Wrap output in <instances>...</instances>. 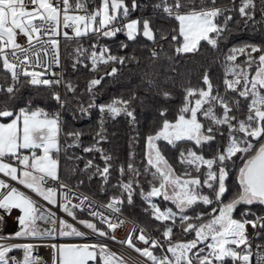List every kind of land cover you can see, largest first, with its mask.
Masks as SVG:
<instances>
[{
  "label": "snow or ice",
  "instance_id": "6c2138e0",
  "mask_svg": "<svg viewBox=\"0 0 264 264\" xmlns=\"http://www.w3.org/2000/svg\"><path fill=\"white\" fill-rule=\"evenodd\" d=\"M211 6L205 5V0H200L198 7L195 0H161L163 13L174 18L179 23L178 35L172 36L176 43L175 52L178 55L193 54L199 51L201 42H206L212 48L219 47L222 34L228 30V23L232 16L225 15L232 10L217 7L216 0H210ZM29 5L31 7L29 8ZM132 9L138 7L136 0H132ZM253 0H242L239 14L245 22L254 21V13L248 11L254 9ZM182 9H188L182 11ZM83 14H80V13ZM127 18L129 7L125 0H100L98 8L88 10L87 0H0V63L3 70L10 74L13 84L6 89L10 100L16 99L17 89L15 85L23 78L26 83L34 87L53 88L64 84L68 92L74 93L72 84L65 83L62 74L51 73L53 79L47 78L52 65L60 66L59 39L61 29L65 39L81 38L92 34L97 40L113 38L117 33L124 32L129 41L135 40L141 34V21L133 19L120 26H116L120 16ZM223 17V24L219 19ZM66 29L72 30V35ZM26 37V46L17 42V35ZM142 35L148 40H155V34L150 21H142ZM182 37V42L180 41ZM166 39V37H162ZM126 47V45H121ZM97 49H99L97 51ZM250 50V51H249ZM78 55L83 56L87 49L77 48ZM260 53L258 57L252 54ZM238 54H246L248 69L256 65L254 75H249L247 69L241 68L235 63ZM152 57H157L155 50ZM92 70L95 71L99 64L119 62L123 64L124 57L112 55L110 49L98 44L92 45L91 54ZM77 60L73 64L76 69ZM225 92L238 93L239 98L248 101L247 113L244 118H239L236 112L240 111V99L229 100L221 95L218 89H214L209 74L205 71L202 77L204 87H188L185 91L184 103L174 121L165 119L161 128L146 138L148 151L145 154L146 164L144 174L152 177L151 188L145 192L140 186V169L131 162L127 165V171L133 178L121 182V196L110 198L103 206H97L87 196L81 197L74 191L73 187L61 181L59 175V160L57 158L61 147L59 134L61 131V120L59 113L50 114L43 108L31 107V101L18 111L10 110L7 106L0 108V118H7L10 122H0V210L11 214V210L18 209L20 215L16 218L19 230L9 236H0V264H35L32 256L34 247L31 243L7 244L4 241L15 238L54 236L57 234L56 214L47 207H43L33 197L9 181L40 197L48 205L59 207L64 213L74 220L77 219L76 210L87 209L88 215L93 219H79L78 223L83 225L92 233L100 237H110V233L121 227L124 220L113 219L111 215L101 211L100 208L110 213H121L123 196L126 194L128 204H132L136 188H140L141 198L148 204L145 211L151 212L153 219L161 223L171 222L165 226L162 239L151 238L141 228L139 235L129 233L128 239L120 241L128 247L133 248L141 256L145 257L151 264H224L227 258L233 264H249V258L254 254L251 241L247 233V226L254 230L264 229V216H255L250 208L259 204L264 206V48L258 45H245L234 47L225 57ZM113 67L106 75L113 76L117 73ZM228 77H232L229 79ZM101 79H92L88 85V91L101 83ZM152 84V81H149ZM242 85V88L239 87ZM167 98L170 94L164 92ZM51 96L61 107L68 103L62 100L59 92L53 91ZM198 97V98H197ZM130 101L123 99L113 100L107 105H100L99 111L109 114L112 118L126 114L132 121L135 120L134 112L129 110ZM81 106L80 112L86 113L89 108ZM217 109L222 111L218 114ZM165 115V113H161ZM200 117H203L201 121ZM227 128V143L223 150H218L212 158H205L193 149L181 151L179 162L186 165L184 173L178 174L169 163L161 149L158 141L176 146L179 142H192L196 148L210 144L216 140V135H224L223 128ZM79 141V133H69ZM99 143V141L97 142ZM258 144V147H257ZM73 145H68L72 147ZM99 151L105 166L101 169L94 166L89 160L82 170L87 173L95 169L88 179L99 177L107 183L111 165L110 156H104L103 150L93 147L84 148V152ZM55 154V155H54ZM240 155L242 166L238 172L239 192L230 201L225 203L222 197L227 192L226 180L229 176L228 162ZM77 159H79L77 157ZM206 168L204 179L199 175L193 176L188 169H194L200 173ZM75 171V170H73ZM121 176L124 175L123 166L119 169ZM56 182L58 187L49 186V182ZM83 183V180L79 182ZM211 190V195L204 194L202 189ZM78 199L79 203L73 204L72 199ZM153 198H162L165 202H171L173 208H161L153 202ZM212 205L208 214L210 217L206 222L201 221L203 213L195 217L187 215L198 204ZM247 206L241 214V218H234V212L238 206ZM3 218L0 217V220ZM177 219L184 233H195V238L187 242H173V231ZM101 225L106 228L99 227ZM38 221L53 225L51 228L41 229ZM59 236L83 237L85 232L78 230L64 219H59ZM186 225V226H185ZM259 235V233H257ZM135 240L143 242V249L136 246ZM205 247L198 248V245ZM234 246V247H233ZM241 246H243L241 250ZM57 255L54 264H128L123 257H118L104 243L93 244H61L52 245ZM264 248V245H257ZM20 248L24 251L22 260H17L9 255L12 249ZM159 248L161 255L154 254V249ZM166 248V251H165ZM258 264H264V255L256 254ZM99 257V260L97 259ZM130 259V258H129Z\"/></svg>",
  "mask_w": 264,
  "mask_h": 264
},
{
  "label": "trees",
  "instance_id": "16d2710c",
  "mask_svg": "<svg viewBox=\"0 0 264 264\" xmlns=\"http://www.w3.org/2000/svg\"><path fill=\"white\" fill-rule=\"evenodd\" d=\"M95 1L98 6L99 0ZM172 2L173 0H168V3ZM241 2L242 0H216L215 6L231 9L232 11L225 15L230 14L233 17L228 23V30L222 34L218 48H212L206 42H201L198 52L178 55L175 52L177 45L172 41V36L178 35V21L163 13L162 7H158L161 5V0H136L138 7L135 9L131 7L132 0H125L129 7L127 19H139L141 32L142 21L148 19L154 31L155 40H148L141 33L135 40L129 41L124 32L117 33L113 38L101 37L99 40L92 34L81 38L65 39L62 42L61 74L63 81L70 82L75 88V92H68L64 84L51 89L30 86L21 78L20 82L15 85L18 90L16 99L10 100L8 94L5 93L0 97V108L7 106L10 110L18 111L19 108L25 107L31 101L32 108L40 107L50 114H52V109H59L61 150L57 158L59 160V175L63 181L71 184L76 183L82 191L94 198L107 201L114 196H121V189L118 185L133 178L132 174L127 171V165L131 162L140 169V186L147 192L152 186L150 183L152 177L150 174H144L143 171L146 164L145 154L148 151L146 138L149 135H154L161 128L165 119L175 120L184 103V90L188 87L197 89L204 87L202 77L205 71L208 72L214 89H218L221 95H225V98L229 100L240 99V111L234 114L241 119L246 116L248 101L239 98L238 93L225 92L223 83L226 67L225 57L234 47L258 45L264 48V0H253L255 7L254 9L249 8L248 11L254 13V21L247 23L239 14ZM195 3L198 7L200 6V0H195ZM205 5L211 6L210 0H205ZM187 10L182 9V11ZM219 23L223 24V17L219 19ZM162 37H166V39ZM179 39L182 42V37ZM154 43L158 45L156 49L158 55L155 58L150 54ZM93 44L106 46L112 55L124 57V63L99 64L93 71L91 61L88 59ZM121 45H126V47H121ZM77 48L87 49V51L83 56H80L76 51ZM252 55L258 57L260 53ZM248 59V55L238 54L235 63L241 68L247 69L251 76L255 74L256 65L248 69L246 63ZM77 60L82 62L78 63L74 70L73 64ZM113 67L117 68V73L113 76L106 75ZM0 72H3L1 67ZM101 77V83L89 92V82ZM149 81H152L151 85ZM239 87L242 88V85ZM53 91L59 92L62 100L68 102L65 107H61L52 98ZM164 92H168L170 95L165 98ZM116 99L130 101L129 110L134 112V121L123 113L112 118L109 114H102L99 111L100 105H107ZM89 104L94 106L89 108L86 113H81L80 107L87 108ZM221 111V109H217L218 114ZM162 112L165 115L162 116ZM200 119L204 122L203 117ZM7 120V118H0V121ZM223 132V136L217 134L214 142L200 148H196L192 142L187 141L179 142L176 146L169 145L163 140L157 143L176 172L182 174L187 166L179 162L181 151L193 149L205 158H212L218 150L222 151L227 143L226 127L223 128ZM69 133H79V141L77 142L75 137L70 136ZM98 141L99 143H97ZM68 145L73 146L68 147ZM93 146L102 149L104 156L112 158L109 161L111 168L107 183L99 175L94 176L91 180L88 179V176L95 170L94 168L87 173L82 171L89 160L93 162L94 166H99L101 169L105 166L101 152H84V148ZM121 166L125 169L123 176L119 171ZM241 166L242 160L239 154L228 162L227 192L222 197L225 203L239 192L238 172ZM188 170L192 172L193 176L199 175L203 180L207 169L202 168L200 173H196L194 169ZM81 180H83L82 184L79 183ZM202 191L204 194L211 195L210 189L203 188ZM123 200L121 212L149 230L155 239H162L165 226L171 225V222L156 221L150 210L145 211L148 204L141 198L140 188H136L132 204H128L126 194L123 196ZM153 202L161 208L171 207L174 211L176 210L171 202H165L162 198H153ZM213 207H217V204L203 205L201 203L187 211L186 214L195 217L197 214L203 213L204 217L201 221L193 220L191 222L197 224L206 222L210 218L208 214ZM246 207L238 206L234 217L241 218ZM250 211L254 215L248 216L247 219L264 216V206L262 205H253ZM76 214L79 219H89L87 214L78 209ZM97 225L102 227L98 223ZM258 233L257 238L264 240V229L258 228ZM194 238V232L184 233L182 231L177 219L173 231V242H187ZM200 247H205V245H198V248ZM154 254L161 255V250L154 249ZM97 259L99 260V257Z\"/></svg>",
  "mask_w": 264,
  "mask_h": 264
},
{
  "label": "built area",
  "instance_id": "2783aa9c",
  "mask_svg": "<svg viewBox=\"0 0 264 264\" xmlns=\"http://www.w3.org/2000/svg\"><path fill=\"white\" fill-rule=\"evenodd\" d=\"M76 0H72L73 5L75 4ZM87 6L88 10L91 11L95 8H98L96 1L95 0H87ZM31 5H29V8ZM80 14H83L82 12ZM127 18H124L123 15L120 16L119 21L117 22L116 26H120L123 23L127 22ZM63 31L65 29H61V34L58 37L59 39V59H60V66L57 67L55 64L52 65L51 71L49 72L47 78L53 79L54 77L51 75V73H59L61 74L62 72V42L65 40L63 36ZM66 31L69 32V35H72V30L71 29H66ZM17 42L20 43L21 45L26 46V37H24L22 34L17 35ZM158 45L154 43L151 47L150 54L152 53L153 50L156 51ZM0 67L2 68V63H0ZM4 73H6L3 70ZM7 77H5L6 81L5 83H0V89H6L7 87L11 86L13 84V81L11 80L10 74L6 73ZM1 92V91H0ZM6 92V91H5ZM52 113H59V109H52ZM0 178L7 179L3 177L2 174H0ZM62 182L69 184L73 187L74 191L78 192L81 197L87 196L89 197L95 205L97 206H103L106 205L109 200L107 201H101L97 198H94L93 196L89 195L88 193L82 191L76 183L71 184L63 181ZM13 186L18 187L21 191L26 192L27 194L31 195L33 199L37 200L40 205L43 207H47L51 209L52 212L56 214V219H57V224L55 225L56 227V232L57 234L54 236H42V237H27V238H15V239H8L4 241L7 244H23V243H31L34 245L32 249V256L35 260V264H54V257L57 255L56 251L53 249L52 245H57L59 246L60 243H84V244H93V243H104L108 245L110 250L112 252H115L118 257H123L126 261H128V264H151V261H148L145 257L141 256L139 253H137L133 248L128 247L126 244L120 243V241H124L128 239L129 233L133 232V228H136V232L133 233V235H139L140 234V229L143 228L148 235H150L151 238H154V235L144 228L142 225L134 221L133 219L129 218L122 212L119 214L115 213H110L108 210L104 209L103 207L100 208L101 211H105L106 214L111 215L113 219H116L117 217L119 219L124 220V223L116 229L114 232L110 233V237L114 236L115 239H111L109 237H100L99 235H96L92 233L91 230L86 229L83 225L78 223L79 218L74 220L72 217H69L66 213H64L59 207H54L52 205H48L45 201H43L40 197H37L34 193H31L30 190L24 188L22 185H18L14 181H9ZM49 186L53 187H58V184L56 182H49ZM72 203L76 204L79 203L78 199L73 198ZM79 210V209H78ZM81 211V210H79ZM85 214L88 215V210L85 209L81 211ZM1 216V212H0ZM89 216V215H88ZM64 219L67 223L72 224L74 227L78 228V230L83 231L86 233L85 236L83 237H76V236H59L58 232L60 230V225H59V219ZM93 219L92 217L89 216V220ZM93 222H96L100 224L98 220H94ZM39 227L43 229L51 228L53 225L44 223L42 221L37 222ZM101 225V224H100ZM103 228H106L105 225H101ZM247 233L249 236V239L251 241V246H252V251L253 255L249 258V264H258V259H257V253L260 255H264V248H257V245H264V240L258 239V228L253 229L250 225L247 226ZM11 234L10 232H6L0 228V236L7 237ZM134 243L136 244L137 247L143 249L146 247V245L143 242H140L138 240H135ZM234 247V246H233ZM243 246H241L242 250ZM19 248L12 249V251L9 253L10 256L15 257L17 260H22V253L19 254L17 252ZM130 258V259H129ZM89 264H92V262H89ZM236 264H239V262H236Z\"/></svg>",
  "mask_w": 264,
  "mask_h": 264
},
{
  "label": "crops",
  "instance_id": "0c3cea01",
  "mask_svg": "<svg viewBox=\"0 0 264 264\" xmlns=\"http://www.w3.org/2000/svg\"><path fill=\"white\" fill-rule=\"evenodd\" d=\"M6 93V92H4ZM3 123L10 122L9 120L7 121H0ZM1 216L3 219L0 220V228L6 232H15L16 230H19V226L17 224L16 218L20 215V212L18 210H11V214H7L4 210H0Z\"/></svg>",
  "mask_w": 264,
  "mask_h": 264
},
{
  "label": "rangeland",
  "instance_id": "374dc122",
  "mask_svg": "<svg viewBox=\"0 0 264 264\" xmlns=\"http://www.w3.org/2000/svg\"><path fill=\"white\" fill-rule=\"evenodd\" d=\"M99 4H100V0H99ZM98 7H99V5H98ZM133 19H137V18H130V19H128L127 20V22L128 21H130V20H133ZM126 22V23H127ZM178 28H179V23H178ZM64 41V40H63ZM5 77H7V75H6V73H4V72H0V83H5V81H6V79H5ZM5 91H1L0 92V97L1 96H3L5 93H4ZM52 113V112H51ZM52 114H54V113H52ZM207 171V170H206ZM165 208H168V207H165ZM163 209V208H162ZM15 210H18V209H15ZM19 211V210H18ZM234 218H236V217H234ZM237 219H240V218H237ZM17 231V230H16ZM15 231V232H16ZM15 232H12L11 234H13V233H15ZM61 244H78V243H60L59 245H61ZM79 244H84V243H79ZM17 252L19 253V254H21L22 253V259H23V256H24V251H23V249H20L19 248V250H17ZM233 264V261L230 259V258H227L226 260H225V262H224V264ZM214 264H215V262H214Z\"/></svg>",
  "mask_w": 264,
  "mask_h": 264
},
{
  "label": "water",
  "instance_id": "95a60500",
  "mask_svg": "<svg viewBox=\"0 0 264 264\" xmlns=\"http://www.w3.org/2000/svg\"><path fill=\"white\" fill-rule=\"evenodd\" d=\"M142 33V32H141ZM146 38V37H145Z\"/></svg>",
  "mask_w": 264,
  "mask_h": 264
}]
</instances>
